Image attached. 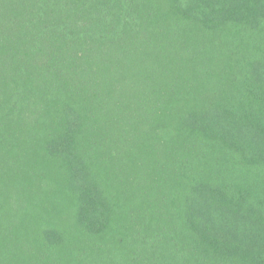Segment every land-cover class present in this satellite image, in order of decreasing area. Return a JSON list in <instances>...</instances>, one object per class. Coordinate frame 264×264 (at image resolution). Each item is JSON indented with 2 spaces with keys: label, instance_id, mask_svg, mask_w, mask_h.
Masks as SVG:
<instances>
[{
  "label": "trees",
  "instance_id": "obj_1",
  "mask_svg": "<svg viewBox=\"0 0 264 264\" xmlns=\"http://www.w3.org/2000/svg\"><path fill=\"white\" fill-rule=\"evenodd\" d=\"M0 264H264V0H0Z\"/></svg>",
  "mask_w": 264,
  "mask_h": 264
}]
</instances>
